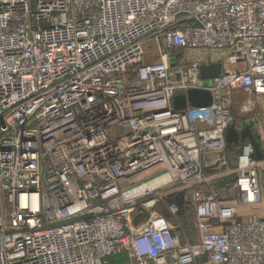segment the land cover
<instances>
[{"label": "built area", "instance_id": "built-area-1", "mask_svg": "<svg viewBox=\"0 0 264 264\" xmlns=\"http://www.w3.org/2000/svg\"><path fill=\"white\" fill-rule=\"evenodd\" d=\"M189 89L211 104L176 110ZM239 92L264 96V0H0V264H264V216L238 220L264 158L226 154Z\"/></svg>", "mask_w": 264, "mask_h": 264}, {"label": "rangeland", "instance_id": "rangeland-1", "mask_svg": "<svg viewBox=\"0 0 264 264\" xmlns=\"http://www.w3.org/2000/svg\"><path fill=\"white\" fill-rule=\"evenodd\" d=\"M142 47H143L145 53L150 52V50L152 49V45L149 42H144ZM149 60H155V59H149ZM233 97H234L235 104L233 105L232 111H233V115L235 118V122H240L241 126L243 128L245 127L244 129H246V127H247L248 130L253 135L254 139L256 141H258V136H257L255 131L260 126L264 127V111L262 109L263 106L261 103V100L263 98H259V96H249L247 93H243V92L235 93L233 95ZM249 98H252V102L254 103V106L251 108L250 111L242 112L240 109V106L238 104L241 101L247 100ZM230 155H231V158L235 157L234 153H230ZM229 157L230 156H228V154H227L229 168L233 169L236 166V160H234L233 158L229 159ZM263 175H264V169H262V170L260 169L261 186L263 183ZM233 180H234L233 175H228V176H224L221 178L213 179L212 180V189H214V188L218 189V191L220 193L225 195L227 197V199L230 200L233 198V196L231 195V192H230L231 188H232ZM206 190H209V188L206 187ZM190 204H191V200H190ZM190 204L186 203V205H184V207L182 206V209H180L179 221H181L182 226L186 229L187 238L189 240H197L198 239V231H197V227L195 226V223H194L195 212L193 210L192 204L191 205ZM140 219L141 218L134 217L133 223L137 224ZM169 219H171V221L175 222V219L173 217H171L170 215H169ZM182 240L183 239L180 237V241H182ZM118 258H120L121 260L117 261V263H120L123 260L125 261L127 257L125 254H123ZM203 259L204 258L198 259V261H203Z\"/></svg>", "mask_w": 264, "mask_h": 264}, {"label": "water", "instance_id": "water-1", "mask_svg": "<svg viewBox=\"0 0 264 264\" xmlns=\"http://www.w3.org/2000/svg\"><path fill=\"white\" fill-rule=\"evenodd\" d=\"M171 61V65L173 66L174 61ZM221 72L222 67L220 63L202 65L200 68L201 77L206 81V84H209L211 78L219 76ZM211 102L212 96L209 91L204 89H189L186 94H179L174 97L173 106L176 110H183L186 108L187 103L195 107H206L210 105ZM246 139L249 140L254 148V157L259 160L263 159L264 153L261 151L258 141L254 139L247 127L242 132H238L233 126H231L225 134V140L227 143H244Z\"/></svg>", "mask_w": 264, "mask_h": 264}, {"label": "crops", "instance_id": "crops-1", "mask_svg": "<svg viewBox=\"0 0 264 264\" xmlns=\"http://www.w3.org/2000/svg\"><path fill=\"white\" fill-rule=\"evenodd\" d=\"M259 98H263L261 100V103H262V106H263V111H264V97L263 96H260ZM238 132H242L244 130V128L241 126V123L240 122H235L234 126H233ZM256 134L258 136V143L260 145V149L261 151L264 153V127L263 126H260L256 129ZM256 136V137H257ZM247 141H249L248 139H246ZM245 140V141H246ZM227 144H235V143H227ZM238 146L242 145V143H239L237 144ZM234 160H236V164H237V157L233 158ZM235 162V161H234ZM262 191H263V194H262V199H261V202L257 205H250V206H240L238 208V212H239V215H238V220H241V219H247V218H252V217H255V216H258V217H262L264 216V175H263V183H262ZM116 260V264H120L122 263L123 261H121L120 263H117V261H120L121 259L117 257V259L115 258ZM198 264H212V263H209L208 261H206V259H203V261H198Z\"/></svg>", "mask_w": 264, "mask_h": 264}, {"label": "trees", "instance_id": "trees-1", "mask_svg": "<svg viewBox=\"0 0 264 264\" xmlns=\"http://www.w3.org/2000/svg\"><path fill=\"white\" fill-rule=\"evenodd\" d=\"M238 148V149H237ZM241 152V147L240 145L238 146L237 144H227V149H226V154H228L229 159H232L234 157L231 158L230 153H234L235 158L240 154ZM189 191L186 194V196L184 197V200L182 201V203L180 204V209H182V206L184 207V205H186V203L190 204V199H189ZM183 204V205H182ZM191 205V204H190ZM157 211L162 214L163 216L169 218V213L167 212V210L165 209V207L163 206H158L157 207ZM117 259V257H115ZM115 258L111 259V263L112 264H116V260Z\"/></svg>", "mask_w": 264, "mask_h": 264}]
</instances>
